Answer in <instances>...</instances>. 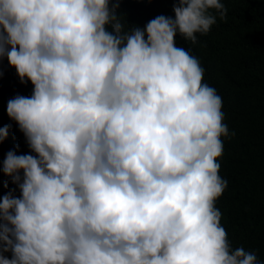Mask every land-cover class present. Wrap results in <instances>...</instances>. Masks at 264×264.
Wrapping results in <instances>:
<instances>
[{
  "label": "clouds",
  "instance_id": "obj_1",
  "mask_svg": "<svg viewBox=\"0 0 264 264\" xmlns=\"http://www.w3.org/2000/svg\"><path fill=\"white\" fill-rule=\"evenodd\" d=\"M109 4L0 0V59L33 85L7 115L34 154L3 162L20 196L0 199V264H258L216 207L222 98L175 39L195 45L225 5L178 0L140 28Z\"/></svg>",
  "mask_w": 264,
  "mask_h": 264
},
{
  "label": "trees",
  "instance_id": "obj_2",
  "mask_svg": "<svg viewBox=\"0 0 264 264\" xmlns=\"http://www.w3.org/2000/svg\"><path fill=\"white\" fill-rule=\"evenodd\" d=\"M227 17L195 45L176 36V45L195 56L204 69L203 82L222 98L224 123L230 135L222 137L219 175L227 187L216 201L221 225L233 250L243 247L264 264V0H221ZM178 0H110L127 24L144 28L153 18L174 17ZM215 14V13H214ZM125 25V30L128 26ZM31 82L22 84L7 58L0 59V129L10 126L0 142V199L19 188L3 173L9 151L29 155L24 134L7 115V104L16 96H31ZM235 132V135H231ZM18 146V147H17ZM34 155V154H33ZM23 176V173H21ZM11 259V252L3 253Z\"/></svg>",
  "mask_w": 264,
  "mask_h": 264
}]
</instances>
